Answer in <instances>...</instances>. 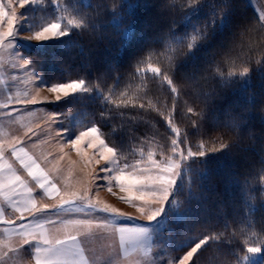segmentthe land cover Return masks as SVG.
I'll return each instance as SVG.
<instances>
[{"label":"snow or ice","instance_id":"snow-or-ice-1","mask_svg":"<svg viewBox=\"0 0 264 264\" xmlns=\"http://www.w3.org/2000/svg\"><path fill=\"white\" fill-rule=\"evenodd\" d=\"M30 2L0 0V79L6 76L4 86L15 82L8 90L4 87L0 99V121L10 129L0 133V223L4 225L0 229V264H160L161 258L144 241L146 229L137 221L152 220L163 212L188 161L224 148L242 149L256 142L257 133L264 137V126L242 130L250 109L229 111L223 117L210 115L223 87L264 63V11L242 24L226 47L213 50L212 58L199 71L190 73L179 68L180 62L210 38L228 5H219L190 31L177 33L180 20L202 0H161L160 10L168 17L169 27L159 34V44L149 45L126 69L113 64L94 78L68 71L62 80L38 83L39 66L12 52L13 37L24 18L20 10ZM44 2L55 4L58 15L23 35L49 39L75 27L98 39L103 35L99 25L108 10L123 15L122 0H94L80 11L70 0ZM129 22L124 20L116 27V41L122 42ZM97 89L108 105L101 115H119L115 126L126 124L135 137L128 147L116 146L97 123L68 140L67 129L56 126L61 113L37 107ZM127 108L137 111L125 112ZM254 109L264 116V102ZM41 111L42 128L35 123V114ZM210 119L215 124L211 130ZM136 122L148 126L144 135L134 131ZM73 148L76 158L70 155ZM201 171L203 165L189 173L190 186L196 192L201 190ZM236 178L247 209L244 215L235 213L225 216L223 223L212 220L198 225L189 233L195 242L168 264H240L225 245L241 238L246 249L239 253L241 257L264 251V150L259 161ZM103 190L125 202L131 211L103 199ZM178 202L187 207L185 198ZM116 217L128 222L118 223Z\"/></svg>","mask_w":264,"mask_h":264},{"label":"trees","instance_id":"trees-1","mask_svg":"<svg viewBox=\"0 0 264 264\" xmlns=\"http://www.w3.org/2000/svg\"><path fill=\"white\" fill-rule=\"evenodd\" d=\"M39 1L45 4L40 10L44 16L43 21L58 15L55 4L46 3L44 0ZM92 2L94 0H70L77 11L89 6ZM160 4L161 0H122L120 9L123 15L117 16L113 11L108 10L103 17V22L99 25L103 32L100 38L93 39L84 34L81 29L74 27L68 34L49 42L43 48L26 50V54L33 63L40 66L43 76L51 81L64 79L68 71L86 73L89 78H94L97 73L110 69L113 64L120 69H126L132 60L144 52L149 45L159 44V34L169 27V19L161 12ZM221 4L228 5L223 17L217 21L210 38L201 41L180 62L179 68L182 71L190 73L199 71L210 61L213 50L226 47L229 38L242 24L259 18L249 0H202L201 3L190 7L177 24L175 32L190 31L198 22L212 16ZM124 20L130 22L122 42H118L116 40H119V32L116 27ZM256 58L259 59L258 56ZM109 75L111 76L112 73L110 72ZM122 79L123 74L116 80L117 86ZM72 97L63 100L59 108L74 113L80 118L78 129L97 123L116 146L121 149L129 146L130 140L135 137L130 135L126 124L121 127L115 126L121 117L115 114L101 115L107 110L108 105L99 89L92 92H79ZM261 102H264V63L254 65L247 76L235 77L231 86L223 87L221 96L214 101L210 115L219 113L223 117L229 111L244 113L245 109H250L246 113L247 119L242 124V130L259 129L264 126V116H261L254 106ZM124 111L135 113L137 109L127 108ZM153 123L163 131L159 122L153 121ZM147 127L142 122H136L133 126L134 131L140 135L145 134ZM208 127L210 130L215 127L211 119ZM192 131L195 133L196 129ZM262 150H264V137L257 133L256 142L242 149L234 151L224 148L209 152L205 157L191 160L193 165H196L194 167L196 171L199 170V165H203L204 173L201 174L202 183L199 191L203 197L200 203L196 204V211L190 218L191 223H188V232L190 230L192 233L191 229L195 230L198 225L212 220L223 223L225 216L231 217L235 213L244 215L247 209L243 204L241 184L236 177L259 161ZM253 179L259 178L253 177ZM253 187L258 188V185ZM256 195L258 196L259 193L256 192ZM259 216L260 213L257 212L255 218L258 220ZM192 241L193 236L190 243ZM225 247L236 255L240 264H264V251L259 252L255 259L251 258L250 254L243 257L239 255L246 250L242 238L235 244L226 243ZM236 257L234 256L233 259Z\"/></svg>","mask_w":264,"mask_h":264},{"label":"rangeland","instance_id":"rangeland-1","mask_svg":"<svg viewBox=\"0 0 264 264\" xmlns=\"http://www.w3.org/2000/svg\"><path fill=\"white\" fill-rule=\"evenodd\" d=\"M257 14L260 15L261 11H264V3L263 0H249ZM43 5L39 0H31L30 3L26 4L23 9H21V15H23V19L20 20L17 31L18 34L13 37L14 44L12 47L13 54L19 55L22 58H29L26 54V50H31L33 48H43L49 42L61 38L63 36L52 37L49 39H34L29 36L23 35V33H27L33 31L37 26L41 25L43 21V14L40 12ZM68 34V33H66ZM65 34V35H66ZM30 59V58H29ZM39 74L40 81L38 83H52L54 81L46 79L43 74L40 72L39 66ZM6 79V76L3 78ZM3 79H0V99L3 98V90H8L12 86H14V81H9L4 86ZM22 85V81L20 82ZM76 93H72L68 96H65L59 100H54L53 103L47 102L45 105H39L37 107L43 109L46 108L49 111L61 113V119L57 122V127L67 129V132L64 134L65 138L68 140L74 139L75 135L79 133L83 129H78V123L80 122V118L76 117L74 113L69 111H63L59 108V104L72 96H75ZM73 98V97H72ZM32 111V109H29ZM35 123L39 125L41 128L43 127V123L40 121L38 117L44 115V113L37 112ZM79 119V121H78ZM78 121V122H77ZM90 127V126H88ZM59 128L57 131H59ZM87 128V127H86ZM6 126H4V122L0 121V133L8 132ZM38 135H40L38 133ZM41 139H45L43 135H41ZM35 140V137H33ZM70 155L75 158L78 154L75 152L73 148L70 151ZM188 167L183 168L181 174L177 178L176 184L173 189V193L167 201L163 212H161L157 217L152 220H138L137 223L142 225L146 231L144 233V241L145 243L153 249V255L157 258H161L160 264H168L169 260L179 259L181 255L195 242V238L193 237V241L190 243L191 235L187 231L188 223L190 222V218L193 217V213L196 211V204H199L202 200L203 195L199 192L194 191L190 186L189 173L196 171L191 161H188ZM204 172H200L203 174ZM202 177V176H201ZM101 197L108 202L119 206L124 207L125 210L131 211L130 206L126 205L125 202L119 200L117 197L113 196L112 193L107 190H103L100 193ZM185 198L187 200V207H181L178 202L179 198ZM102 215H107L106 213H98ZM118 223L128 222L125 217H116L115 218ZM4 225L0 223V229H2ZM191 231H195L192 230ZM28 248V246H25ZM250 254V257L255 259L259 254ZM107 264V262H106Z\"/></svg>","mask_w":264,"mask_h":264},{"label":"crops","instance_id":"crops-1","mask_svg":"<svg viewBox=\"0 0 264 264\" xmlns=\"http://www.w3.org/2000/svg\"><path fill=\"white\" fill-rule=\"evenodd\" d=\"M54 101H50V103H53ZM55 102H56V100H55ZM79 133H77L76 135H75V137L78 135ZM75 137H73V138H75ZM76 158V157H75Z\"/></svg>","mask_w":264,"mask_h":264}]
</instances>
